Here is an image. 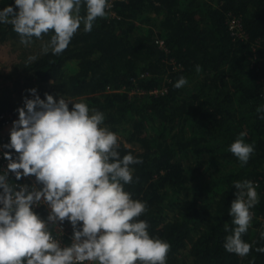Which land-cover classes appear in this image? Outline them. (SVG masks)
<instances>
[{
  "label": "trees",
  "instance_id": "16d2710c",
  "mask_svg": "<svg viewBox=\"0 0 264 264\" xmlns=\"http://www.w3.org/2000/svg\"><path fill=\"white\" fill-rule=\"evenodd\" d=\"M231 16L243 37L231 33ZM33 40L47 44L50 35ZM4 41H20L11 24H0ZM35 57L22 71L42 98L63 95L103 112L121 155L130 144L142 160L125 191L146 203L140 219L150 235L170 244L166 264H264L256 251L264 248V0H113L91 32L81 25L62 53ZM182 76L188 84L177 89ZM18 104L0 98V113ZM241 132L254 145L243 166L228 150ZM244 180L257 186L259 203L242 237L251 250L240 257L224 242L235 227L233 183Z\"/></svg>",
  "mask_w": 264,
  "mask_h": 264
},
{
  "label": "clouds",
  "instance_id": "9594fccd",
  "mask_svg": "<svg viewBox=\"0 0 264 264\" xmlns=\"http://www.w3.org/2000/svg\"><path fill=\"white\" fill-rule=\"evenodd\" d=\"M112 6L113 0H12L0 8V24H11L25 46L33 37L50 35L42 52L58 55L81 25L91 32ZM186 84L182 76L174 87ZM26 91L31 98H23L9 141L0 145V156L7 161L0 168V264H166L170 244L150 235L149 224L140 219L146 203L125 191L133 183L132 165L142 163L132 154V145L121 155V138L105 124L104 113L84 101L47 93L42 99L36 88ZM257 111L264 120V107ZM246 135L241 132L228 149L242 166L254 152ZM9 172L17 181L34 177L35 182L13 183ZM233 186L235 199L228 214L235 227L226 228L231 234L224 248L244 257L252 246L242 237L259 196L252 181ZM39 206H46V218L34 211ZM65 221L72 227L69 244L57 238Z\"/></svg>",
  "mask_w": 264,
  "mask_h": 264
},
{
  "label": "rangeland",
  "instance_id": "374dc122",
  "mask_svg": "<svg viewBox=\"0 0 264 264\" xmlns=\"http://www.w3.org/2000/svg\"><path fill=\"white\" fill-rule=\"evenodd\" d=\"M44 45L45 42L41 40H33L27 46L20 41L0 42V98L9 97L19 103L20 107L23 106L25 96L31 98L26 90L36 88L37 85L27 79V73L22 68L25 63L30 62V57L42 53Z\"/></svg>",
  "mask_w": 264,
  "mask_h": 264
},
{
  "label": "built area",
  "instance_id": "2783aa9c",
  "mask_svg": "<svg viewBox=\"0 0 264 264\" xmlns=\"http://www.w3.org/2000/svg\"><path fill=\"white\" fill-rule=\"evenodd\" d=\"M231 17L232 18L229 19V21H228L229 27L231 29V33L233 35L243 37L244 32H243L241 20L238 17H234V16H231ZM15 119H17L16 110L15 111H4V112L0 113V145H3V140L5 137V135H4L5 130L7 128H11L12 121H14ZM4 151H11L13 153V155H15L14 150L4 149ZM6 164H7V161L2 156H0V168L6 167ZM9 175L13 176L11 174V172H9ZM11 182L17 183V184H32L35 182V178L34 177H28V178L22 177L21 180H19V181L14 180ZM34 211H42L44 213V218H46V216L48 214V210H47L46 206H39V207L35 208ZM251 211H252V209H251ZM60 227L62 228V232H63L62 237L57 236V231L55 229H53V235L57 236L58 239H61L62 244H69L70 243V237L72 234L71 225L67 221H65L63 223V225H61Z\"/></svg>",
  "mask_w": 264,
  "mask_h": 264
},
{
  "label": "crops",
  "instance_id": "0c3cea01",
  "mask_svg": "<svg viewBox=\"0 0 264 264\" xmlns=\"http://www.w3.org/2000/svg\"><path fill=\"white\" fill-rule=\"evenodd\" d=\"M9 129H10V128H7V129L5 130L4 135H5L6 138H7V136L9 135ZM5 137H4V140L6 139Z\"/></svg>",
  "mask_w": 264,
  "mask_h": 264
}]
</instances>
